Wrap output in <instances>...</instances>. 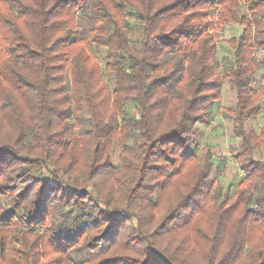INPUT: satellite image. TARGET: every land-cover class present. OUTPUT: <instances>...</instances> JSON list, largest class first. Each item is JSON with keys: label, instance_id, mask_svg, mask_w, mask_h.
Listing matches in <instances>:
<instances>
[{"label": "trees", "instance_id": "1", "mask_svg": "<svg viewBox=\"0 0 264 264\" xmlns=\"http://www.w3.org/2000/svg\"><path fill=\"white\" fill-rule=\"evenodd\" d=\"M226 25L241 28L227 42L231 62L217 55ZM262 67L264 0H0V264H264V159L253 154L264 128L241 122L259 113L250 84ZM225 81L236 90L243 177L221 199L204 183L212 157L200 163L187 148ZM84 107L93 149L79 162L61 136ZM133 121L142 141L123 150L135 177L124 199L109 200L93 164L127 140ZM37 157L68 181L55 173L33 184ZM89 181L95 193L82 190ZM165 187L168 213L151 229L156 217L140 213ZM123 201L128 208L108 209Z\"/></svg>", "mask_w": 264, "mask_h": 264}, {"label": "rangeland", "instance_id": "2", "mask_svg": "<svg viewBox=\"0 0 264 264\" xmlns=\"http://www.w3.org/2000/svg\"><path fill=\"white\" fill-rule=\"evenodd\" d=\"M79 23L85 25L83 19H79ZM241 31L239 26L226 25L223 27L222 31L219 33L217 38V51L218 57L225 62H231L232 54L228 47V40L232 36H237ZM129 37L132 40H138L139 30L137 27H132ZM262 53H257V57L261 58ZM101 63L102 60L100 59ZM103 78L112 83L113 80L109 75L103 73ZM252 89V95L254 104L258 106V114L253 116H245L242 119V127L247 132H254L258 134L264 128V67L257 71L253 77L250 84ZM222 97L219 102L213 106V111L210 113L205 122L197 123L193 129V133L189 136L188 148L190 152H194L200 163L203 162L206 154L212 157V168L209 171L204 183L208 187L210 192L214 193L216 196L223 197L231 196L235 189L237 188L238 182L243 177V172L238 168L235 160L234 153L240 148V138L236 136V127L240 122L237 120L238 108H237V96L236 90L230 85L228 81H225L222 85ZM131 115L138 119V114L133 108L132 104L129 103L127 106ZM138 122V120L136 121ZM90 113L84 107L83 111L78 114L77 121L73 118L68 119L67 131L62 134V141H64V148H67L66 152H69L70 157H74L76 161L83 160V154L86 148L89 147L90 150L93 149V145L87 143L83 138V131H87L90 127ZM14 134L6 133L3 134L4 140L8 141L13 139ZM76 138L77 142L72 144V138ZM141 129L136 127V123L133 121L129 136L127 140L123 143L114 140L104 151V157L98 159L94 162V170H102L96 177V187L97 190L104 197L109 200L113 198H123L125 193V188H127L131 179H134V173L136 168V162L124 153V148L131 147L137 148L139 143H141ZM89 144V145H87ZM20 154L27 156L22 151ZM254 157L259 159H264V146L255 147ZM68 162V161H67ZM66 161H63V164ZM31 164L34 165L33 169L30 170V176L32 177L33 184H36L39 180L50 181L52 174H59L63 182H67L69 175H64L55 168L56 165L52 163L45 162L41 158H33ZM81 165V163H78ZM65 179V181L63 180ZM96 187L92 186V182H88L85 186L81 187L82 190L89 191L91 193L96 192ZM81 190V189H80ZM167 188L158 192L157 200L154 205L145 206L141 211V216L144 220H147L149 216L153 215L155 218V224L151 226L152 229L156 226V223L161 220L164 214L168 213V203L166 202ZM112 198V199H110ZM124 199V198H123ZM154 199V197H153ZM173 202H175L174 197H172ZM234 200V197L231 201ZM170 203V202H169ZM112 208H108L113 212H120L125 208H128L127 203L123 201L119 205L111 202ZM106 209V208H105ZM105 211V210H104ZM208 214L204 213L198 217L201 225H205ZM160 219V220H159ZM49 219H46L42 223L44 225L49 224ZM157 221V222H156ZM131 225L136 224L135 218L128 219ZM158 224V223H157ZM96 232L93 231L92 234ZM56 254H49L43 258L39 259V263L45 262L50 258L56 257Z\"/></svg>", "mask_w": 264, "mask_h": 264}]
</instances>
